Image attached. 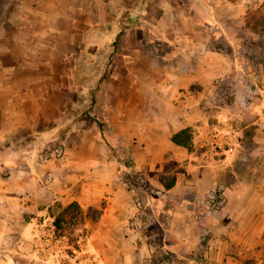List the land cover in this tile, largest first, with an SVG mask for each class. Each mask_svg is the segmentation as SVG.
Instances as JSON below:
<instances>
[{"label":"crops","instance_id":"1","mask_svg":"<svg viewBox=\"0 0 264 264\" xmlns=\"http://www.w3.org/2000/svg\"><path fill=\"white\" fill-rule=\"evenodd\" d=\"M155 2L147 27L132 16L105 27L114 41L103 61L91 42L61 59L70 74L37 71L18 85L15 73L0 75V264H64L43 258L38 238L41 219L71 203L85 231L78 264H251L264 253V26L249 22L264 17V0ZM85 11L95 29L94 3ZM64 81L90 96L87 110L29 103L64 91ZM65 120L73 130L63 158L41 153ZM216 125L237 141L206 154ZM186 128L190 148L172 141ZM127 158L142 189L167 194L148 218L123 181ZM218 184L224 205L200 204Z\"/></svg>","mask_w":264,"mask_h":264},{"label":"rangeland","instance_id":"2","mask_svg":"<svg viewBox=\"0 0 264 264\" xmlns=\"http://www.w3.org/2000/svg\"><path fill=\"white\" fill-rule=\"evenodd\" d=\"M93 3L96 9L95 29L88 27L87 24L93 20V17L91 12L89 15L85 11L88 8L91 10ZM156 3L155 0H94V2L93 0H0V75L9 72L15 73V76L22 80L16 81L18 85L26 83L23 81L24 74L37 71L42 75L52 72L58 74L68 72L70 74L71 63L65 61L66 63L62 64L61 59L66 57L70 59L73 54L77 53L78 48H87L91 42L96 43L97 58L99 61H103L108 57V53L105 54L108 52L107 48L114 41L111 32H106L105 27L109 26L107 30L113 31L120 21L132 16L134 18L132 26L142 24L145 28L151 24L147 20L152 19L150 12ZM82 10L84 13H81ZM140 12H143L142 15ZM249 22L263 28L264 17L257 12L249 19ZM64 82L66 85L68 84V82ZM29 91L32 96L34 93ZM56 91L49 96H46L44 91V97L37 96L36 99L32 97L29 103L53 104L69 107L68 109L70 106L78 105L81 109L86 108L85 110L92 104L87 93L76 96L77 94L75 95L68 85L64 91ZM43 99L45 103H43ZM83 115H88L87 111ZM72 124L71 121L66 122V120L60 124L62 127L56 131L54 140L45 145L41 153L54 155L59 159L63 158L65 147L71 145L72 142ZM178 165L174 162L171 167L173 169ZM177 168L180 171L184 170L183 165ZM125 169L127 168L125 167ZM167 201L168 197L164 192L153 188L144 190L143 207L138 211V214L143 215L147 210L154 213L153 206L165 208ZM161 212L165 213L164 218L167 217L166 210L162 209ZM95 215L97 213L92 212V216ZM52 217L54 219V216ZM41 221L45 228L47 219L43 218ZM157 229L164 231L166 227L158 223ZM59 234L75 248V251L66 249L68 257L63 254L65 256L62 259L63 263L78 264L82 262L80 253L76 251L79 247V238L85 236L82 227L78 223L73 226L68 225L65 230L59 231Z\"/></svg>","mask_w":264,"mask_h":264},{"label":"built area","instance_id":"3","mask_svg":"<svg viewBox=\"0 0 264 264\" xmlns=\"http://www.w3.org/2000/svg\"><path fill=\"white\" fill-rule=\"evenodd\" d=\"M257 72L261 70L262 58H256ZM257 90V87H254ZM237 131L231 127L216 125L213 126L208 134L206 141L202 144V149L205 153L218 152L221 149L230 148L233 142L237 141ZM225 203L224 187L218 184L212 194L203 200L200 204L211 208L219 209ZM43 225V223H41ZM44 227V226H43ZM43 234L38 238L39 252L43 258H65L68 257L66 249L75 251V248L70 245L65 237L59 234L53 222H46V227L43 229ZM78 252V250L76 249ZM63 254L65 256H63ZM63 258V259H64ZM161 264H169L165 261ZM251 264H264V253L255 257Z\"/></svg>","mask_w":264,"mask_h":264},{"label":"trees","instance_id":"4","mask_svg":"<svg viewBox=\"0 0 264 264\" xmlns=\"http://www.w3.org/2000/svg\"><path fill=\"white\" fill-rule=\"evenodd\" d=\"M125 28L123 26L122 30ZM191 135L189 128L183 129L179 131L178 133L174 134L172 136V141L176 145L190 148L191 147ZM124 164V166L127 168L128 174L123 176V181L129 186V188H132L135 190L134 193V199L135 204L140 211L143 207L142 197L144 196V189H142V185H144L143 181L140 177L137 176V174L134 171L133 163L130 160V158L124 159L121 162ZM174 183V178L170 180L169 183H166L165 187L170 188ZM147 211L141 215L143 218H148V216L145 214ZM82 212L78 205L71 203L67 207L63 208L55 217H54V225L57 229V231L65 230L68 225H75L81 221ZM67 225V226H66Z\"/></svg>","mask_w":264,"mask_h":264}]
</instances>
